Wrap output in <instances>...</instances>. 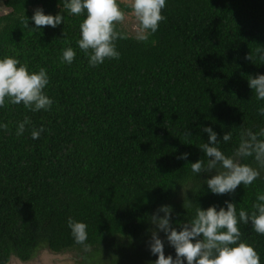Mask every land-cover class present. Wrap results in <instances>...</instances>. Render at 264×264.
I'll use <instances>...</instances> for the list:
<instances>
[{"label": "trees", "instance_id": "1", "mask_svg": "<svg viewBox=\"0 0 264 264\" xmlns=\"http://www.w3.org/2000/svg\"><path fill=\"white\" fill-rule=\"evenodd\" d=\"M0 1L9 10L0 16V55H15L33 70L45 67L54 101L48 111L0 108L8 124L0 129V264L13 257L29 262L45 249L76 251L89 264H149L157 258L148 247L151 215L160 205L173 208L174 227L198 203L219 207L231 200L250 208L264 189V172L252 185L216 195L203 184L214 172L193 176L191 162L207 159L198 147L207 142L204 126L218 139L233 133L220 145L227 153L241 126H264L256 111L264 100H256L247 80L264 73L256 51L264 49V0H167L165 19L148 41L118 39L120 57L96 67L76 45L83 16L33 31V22L21 18L37 7L55 15L59 0ZM69 45L76 50L71 65L59 60ZM26 115L31 124L17 136ZM41 125L33 139L32 128ZM189 177L194 192H186L193 203L187 210L178 182ZM69 217L87 224V257L70 235ZM240 228L264 264V235L251 224ZM164 243L165 255L175 257Z\"/></svg>", "mask_w": 264, "mask_h": 264}, {"label": "clouds", "instance_id": "2", "mask_svg": "<svg viewBox=\"0 0 264 264\" xmlns=\"http://www.w3.org/2000/svg\"><path fill=\"white\" fill-rule=\"evenodd\" d=\"M60 12L55 15L45 13L42 7L34 9L32 16L21 19L28 25L33 22V31H40V26L55 28L66 23L71 16H83L79 23L77 47L87 57L89 67H96L106 59H118L117 40L130 38V33L122 25L126 20L127 11L134 17L132 25L134 35L131 38L138 42H146L157 32L159 22L164 20L162 10L167 0H59ZM258 59L264 61V49L256 50ZM76 57V50L70 45L60 50L61 63L71 65ZM252 59V57L250 56ZM248 86L252 89L256 100H264V73L248 76ZM49 75L45 67L31 69L29 65L15 55H0V108L8 104H22L24 108L36 112L48 111L54 101L47 94ZM258 115L264 117V104L257 105ZM31 120L27 115L16 125L17 136L25 132ZM8 124L0 120V129L6 130ZM44 131L43 126L33 127L30 135L39 138ZM203 132L208 134L207 142L198 145L207 159L191 162L193 176L202 173H213L203 178V184L216 195L235 192L238 185H252L264 172V126L257 129L241 126L238 139L230 153L222 150L221 143L233 140V133L227 131L221 139L211 126H204ZM186 136L190 134L185 133ZM188 153H182L180 159H187ZM185 190L183 207L187 210L193 203L186 196L187 190L194 192L191 177L187 181L178 182ZM197 185L196 187H200ZM163 213V215H160ZM173 208L160 205L151 215L155 229L151 232L148 247L157 258L149 264H261V256L257 250L242 238L240 225L251 224L252 230L264 235V189H258L249 209L237 208L231 200H225L223 206L212 204L202 208L199 203L194 214L185 222L172 225L170 219ZM67 227L75 244L87 255L92 251L88 243L87 224L69 217ZM179 229V230H178ZM165 233L161 238L160 232ZM175 250V257L165 255L164 240Z\"/></svg>", "mask_w": 264, "mask_h": 264}, {"label": "rangeland", "instance_id": "3", "mask_svg": "<svg viewBox=\"0 0 264 264\" xmlns=\"http://www.w3.org/2000/svg\"><path fill=\"white\" fill-rule=\"evenodd\" d=\"M123 2H127V0H122ZM9 12L7 8L0 1V16L5 15ZM135 23L134 17L131 12H127L126 20L122 27L127 30L130 35H134V30L132 25ZM8 264H89L83 263L82 256L79 255L76 251H69L63 254H56L49 250H41L37 253V255L29 262H21L16 257L11 258ZM92 264V263H90ZM98 264H109L106 261H103Z\"/></svg>", "mask_w": 264, "mask_h": 264}]
</instances>
